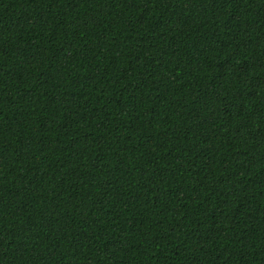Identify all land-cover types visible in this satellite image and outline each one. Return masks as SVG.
I'll return each mask as SVG.
<instances>
[{
    "label": "trees",
    "instance_id": "16d2710c",
    "mask_svg": "<svg viewBox=\"0 0 264 264\" xmlns=\"http://www.w3.org/2000/svg\"><path fill=\"white\" fill-rule=\"evenodd\" d=\"M0 264H264V0H0Z\"/></svg>",
    "mask_w": 264,
    "mask_h": 264
}]
</instances>
